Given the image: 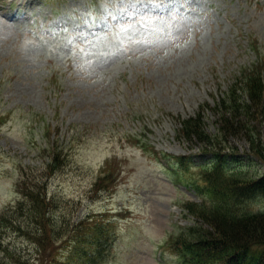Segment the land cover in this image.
Listing matches in <instances>:
<instances>
[{
    "label": "rangeland",
    "instance_id": "rangeland-1",
    "mask_svg": "<svg viewBox=\"0 0 264 264\" xmlns=\"http://www.w3.org/2000/svg\"><path fill=\"white\" fill-rule=\"evenodd\" d=\"M255 44L264 55V0H0V218L23 197L22 165L45 177L55 140L69 160L50 181V213L76 224L44 249L30 225L0 224V264L67 262L88 223L110 230L102 264H179L168 242L194 225L180 203L199 198L158 153L210 164L176 119L214 107L257 60ZM204 120L215 133L218 116ZM253 124L264 140V119ZM221 148L229 169L264 172L246 138ZM106 172L114 179L99 192ZM250 208L264 211V197Z\"/></svg>",
    "mask_w": 264,
    "mask_h": 264
},
{
    "label": "trees",
    "instance_id": "trees-1",
    "mask_svg": "<svg viewBox=\"0 0 264 264\" xmlns=\"http://www.w3.org/2000/svg\"><path fill=\"white\" fill-rule=\"evenodd\" d=\"M252 47L257 60L240 70L234 84L214 107L206 104L196 116L176 119L177 136L201 145L202 151L210 155V164L193 170L190 156L158 153L169 165L179 169L177 177L199 198L180 203L184 217L193 219L194 225L182 227L168 242L179 264H264V211L255 212L250 208L256 198L264 197V172L253 176L243 169H229L230 154L221 148L222 143L242 136L251 148L248 158H257L264 164V140L253 124L264 119V55L257 44ZM207 110L218 116L215 133L208 130L204 120ZM43 152L45 159H49L43 161L41 173L45 177H35V172L25 176L27 168L35 171L40 167L22 165L18 188L23 197L0 218L4 227L11 225L20 230L22 225H30L25 234L41 249L54 245L63 231L69 233L76 225L56 220L50 213L54 209L48 198L50 181L68 162L69 154L55 140H49ZM113 179V173L106 172L95 183V189L102 192ZM87 225H90L89 234L79 233L71 240L75 252L62 264H102L108 247L113 244L110 230L104 225ZM58 253L51 252V260L57 261Z\"/></svg>",
    "mask_w": 264,
    "mask_h": 264
}]
</instances>
